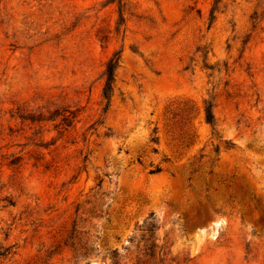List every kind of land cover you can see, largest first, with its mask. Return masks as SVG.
I'll list each match as a JSON object with an SVG mask.
<instances>
[{
    "label": "rangeland",
    "instance_id": "1",
    "mask_svg": "<svg viewBox=\"0 0 264 264\" xmlns=\"http://www.w3.org/2000/svg\"><path fill=\"white\" fill-rule=\"evenodd\" d=\"M109 1L0 0V264H264V0Z\"/></svg>",
    "mask_w": 264,
    "mask_h": 264
},
{
    "label": "trees",
    "instance_id": "2",
    "mask_svg": "<svg viewBox=\"0 0 264 264\" xmlns=\"http://www.w3.org/2000/svg\"><path fill=\"white\" fill-rule=\"evenodd\" d=\"M215 3L218 2V0H214ZM114 1L110 0L109 3H113ZM213 12H211L212 15ZM119 65V57L117 54H115L113 57H111L108 62L105 65L104 70V87H103V98L109 102L110 94L113 90V83L115 81V72ZM203 120L204 122L209 125L211 128L215 126V115L212 111V106L210 104H205L203 107ZM153 142H156V139L152 140ZM156 151L155 149L153 150ZM162 171V169L158 166L154 167L149 171L150 174H158ZM194 173V172H193Z\"/></svg>",
    "mask_w": 264,
    "mask_h": 264
}]
</instances>
